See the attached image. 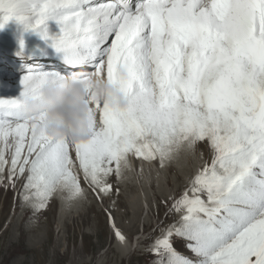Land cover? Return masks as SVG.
Segmentation results:
<instances>
[{
  "label": "snow or ice",
  "instance_id": "6c2138e0",
  "mask_svg": "<svg viewBox=\"0 0 264 264\" xmlns=\"http://www.w3.org/2000/svg\"><path fill=\"white\" fill-rule=\"evenodd\" d=\"M12 20L44 41L34 55L50 48L71 69L29 67L20 96L0 98V165L14 137L13 176L28 173L38 207L60 184L82 193L72 149L106 192L131 156L163 163L207 140L214 156L176 202L184 223L157 240L159 264H264V0H0V28ZM69 79L87 89L86 138L49 130L45 88ZM173 235L202 259L179 254Z\"/></svg>",
  "mask_w": 264,
  "mask_h": 264
},
{
  "label": "rangeland",
  "instance_id": "374dc122",
  "mask_svg": "<svg viewBox=\"0 0 264 264\" xmlns=\"http://www.w3.org/2000/svg\"><path fill=\"white\" fill-rule=\"evenodd\" d=\"M26 39L33 46L34 41ZM13 149L4 153L8 163L0 165V264H159L157 240L169 228L184 223L185 212L176 209V202L214 156L207 140L185 143L163 163L159 157L134 156L130 160L134 167L131 163L132 168L129 165L119 175L107 177L111 189L105 192L84 178L73 153L82 193L73 196L60 184L41 208L32 196L35 189L26 188L28 173L21 175L17 170L13 176ZM146 176L147 187L141 185ZM144 193L148 206L143 207L140 196ZM202 198L207 200V194ZM117 230L131 243L124 253L116 241ZM171 241L182 256L202 259L188 247L194 241L181 235H173Z\"/></svg>",
  "mask_w": 264,
  "mask_h": 264
},
{
  "label": "clouds",
  "instance_id": "9594fccd",
  "mask_svg": "<svg viewBox=\"0 0 264 264\" xmlns=\"http://www.w3.org/2000/svg\"><path fill=\"white\" fill-rule=\"evenodd\" d=\"M109 85L97 80L94 84V91L101 98L105 95ZM47 97V108L51 114L52 121L49 130L53 134H68L77 139L86 138L89 135L87 126V106L85 97L87 89L79 79H69L65 85L48 84L45 88ZM123 103V98H120ZM30 110H36L39 104L34 99H29ZM63 119V123L59 122Z\"/></svg>",
  "mask_w": 264,
  "mask_h": 264
},
{
  "label": "bare ground",
  "instance_id": "6f19581e",
  "mask_svg": "<svg viewBox=\"0 0 264 264\" xmlns=\"http://www.w3.org/2000/svg\"><path fill=\"white\" fill-rule=\"evenodd\" d=\"M96 1L99 2V1H102V0H96ZM17 26H18V24L14 20H12V21H9L3 28H0V42L3 45H8V47L10 48L9 50H13L14 49L15 45L11 44L12 41L14 42V41L20 40L21 38H24V37L27 38V39L25 38L26 40H29V41L33 40L34 41L33 43L36 44L37 46H38V44L40 45L42 43L41 41H39L41 39H39L40 37H39V35L36 32H33V31L24 32L21 28H19ZM56 26L57 25L54 22H50V30H52ZM55 31H58V28L53 30V32H55ZM28 34H30L32 36H28ZM34 37H36V38H34ZM34 44H33V46H34ZM1 64H3V63H1ZM51 65L54 68L55 64L51 63ZM45 67H47L48 70H51L50 66H45ZM5 69L8 72L14 71L15 74L13 75V77H11L12 79H10V80H7L6 78L5 79H0V98H5L6 93L11 88H13V90H19V92L21 93L23 91L22 78H23L25 72L27 71L26 66H22L19 69H16L14 67L11 68V66L7 65L5 67ZM4 76L7 77L6 75H4ZM105 76H106V73H105ZM9 143L12 144L13 147H15V138L14 137H9ZM13 147L10 148V149L12 150ZM2 149H3V141L0 140V150H2ZM73 153H75V150L72 151V154ZM131 157H132V159H134V155L131 156ZM131 157H130V160H132ZM131 163H132V166L134 167L133 162H130L129 165L131 166ZM148 163L149 162L145 163V161H144L145 165L148 164ZM136 164H135V167L137 169ZM132 166H131V168H132ZM8 176H10V175H8ZM147 176H146V179H144V183L145 184H141L142 186L146 185V187H147L148 183H150V179ZM140 199H141L140 201H143L142 206H143L144 203H146V205L148 206V196H147L146 193H144V196L141 194ZM124 237H125V239L121 240L119 238V236L117 235V232H116V241H117V244H118V247H119L121 253L126 252V250H128L129 247L131 246L130 245L131 243L129 242V239L126 236H124Z\"/></svg>",
  "mask_w": 264,
  "mask_h": 264
}]
</instances>
